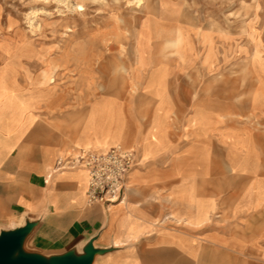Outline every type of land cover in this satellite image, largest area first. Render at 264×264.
<instances>
[{
  "label": "crops",
  "instance_id": "1",
  "mask_svg": "<svg viewBox=\"0 0 264 264\" xmlns=\"http://www.w3.org/2000/svg\"><path fill=\"white\" fill-rule=\"evenodd\" d=\"M194 36L177 34V55L153 61L144 101L130 100L127 111L119 103L74 112L55 91L22 109L18 122L0 108V228L23 227L24 257L264 264V135L250 122L264 111V75L257 70L251 84L249 72L228 68L227 42ZM120 143L141 161L125 199L89 206L87 171L56 163L77 147Z\"/></svg>",
  "mask_w": 264,
  "mask_h": 264
},
{
  "label": "rangeland",
  "instance_id": "2",
  "mask_svg": "<svg viewBox=\"0 0 264 264\" xmlns=\"http://www.w3.org/2000/svg\"><path fill=\"white\" fill-rule=\"evenodd\" d=\"M131 1L122 0L120 6L116 0H0V68L13 65L17 70L13 78L21 87L28 86V76L41 81L49 71L56 95L67 96L74 112L113 97L114 76L126 80L127 90L119 94L126 111L130 100L144 101L146 70L156 59L175 58L179 33L192 32L197 41L209 37L227 42L229 51L222 57L232 63L228 68L249 72L251 84L257 70L264 75V0H143L141 6ZM77 4L82 11L73 10ZM36 20L38 29L31 26ZM147 20L151 23L145 28ZM23 45L31 56L11 58L9 54ZM141 52L147 57L144 67ZM250 122L264 135V111L260 122L255 117ZM77 148L70 154L82 150ZM9 228H0V241L15 238L16 243L23 227ZM12 249L4 262L22 263L21 247Z\"/></svg>",
  "mask_w": 264,
  "mask_h": 264
},
{
  "label": "built area",
  "instance_id": "3",
  "mask_svg": "<svg viewBox=\"0 0 264 264\" xmlns=\"http://www.w3.org/2000/svg\"><path fill=\"white\" fill-rule=\"evenodd\" d=\"M138 152L121 145L107 151L79 150L58 159L57 170L87 171V204L112 206L122 203L130 174L140 166Z\"/></svg>",
  "mask_w": 264,
  "mask_h": 264
},
{
  "label": "bare ground",
  "instance_id": "4",
  "mask_svg": "<svg viewBox=\"0 0 264 264\" xmlns=\"http://www.w3.org/2000/svg\"><path fill=\"white\" fill-rule=\"evenodd\" d=\"M118 5L121 6L122 0H116ZM131 2L135 3L137 6H141L143 4V0H132ZM130 2H128L129 4ZM73 5L71 8L73 9ZM82 5H75V9L82 11ZM144 25L145 28L150 27V20H147ZM31 26L39 28V23L36 21L31 22ZM41 27V26H40ZM180 38L176 40V43H180ZM8 52V51H7ZM9 53V52H8ZM11 58L21 57H29L31 56V50H29L28 46H21L15 54H9ZM140 63L144 67V56L141 52ZM11 64H6L4 67L0 68V108H7L10 112V120L13 122H18L21 120L22 116L19 114L24 108H32L38 101H42L43 99H48L49 91H54L53 84L54 80L52 74L49 71H44L43 79L41 81H35L32 77L28 76V86L21 87L18 85V82L13 78L16 76L17 70L12 67ZM110 92L114 95L110 98H100L93 102L92 107L93 110L97 107H113L114 105H118L120 103L119 94L124 93L127 90V83L124 79V76L117 77L114 76L110 81ZM23 93H26L27 98L23 97ZM103 116L107 119L113 118L112 112L110 110H104L102 112ZM88 148V147H86ZM108 148H104L106 150ZM260 196V195H259ZM6 256L0 253V264H6Z\"/></svg>",
  "mask_w": 264,
  "mask_h": 264
},
{
  "label": "water",
  "instance_id": "5",
  "mask_svg": "<svg viewBox=\"0 0 264 264\" xmlns=\"http://www.w3.org/2000/svg\"><path fill=\"white\" fill-rule=\"evenodd\" d=\"M22 232H23V230L20 232V234H18V236H17L18 237V241L16 243H15V241H16L15 238H14V240L9 239L8 241L7 240L6 241L5 240H3V241L1 240L0 241V253L2 255L8 256L13 250L12 247H14L15 245H17V247L20 246ZM8 236H10V235H8ZM11 237L13 238L14 235H11L9 238H11ZM12 264H15V263H12ZM17 264H39V263L24 257L22 259V263L19 262ZM54 264H82V262L81 261L56 262Z\"/></svg>",
  "mask_w": 264,
  "mask_h": 264
}]
</instances>
